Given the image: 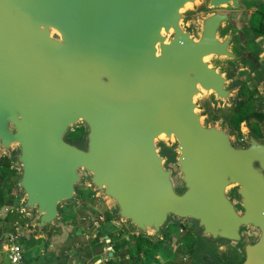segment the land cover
Masks as SVG:
<instances>
[{
    "label": "water",
    "instance_id": "obj_1",
    "mask_svg": "<svg viewBox=\"0 0 264 264\" xmlns=\"http://www.w3.org/2000/svg\"><path fill=\"white\" fill-rule=\"evenodd\" d=\"M256 6L0 0V152L32 237L47 241L86 184L154 244L171 224L190 227L191 264H264V137L242 124L236 141L200 103L235 107L243 68L264 112Z\"/></svg>",
    "mask_w": 264,
    "mask_h": 264
},
{
    "label": "rangeland",
    "instance_id": "obj_2",
    "mask_svg": "<svg viewBox=\"0 0 264 264\" xmlns=\"http://www.w3.org/2000/svg\"><path fill=\"white\" fill-rule=\"evenodd\" d=\"M257 2V6L254 9V12L251 14L250 19H249V25L251 26V22L255 21L256 18H258V9L263 8L264 10V3L262 0H256ZM262 4V6H260ZM253 15V16H252ZM260 37L263 39L262 43H263V47H262V54L264 56V34L260 35ZM235 76H236V80L243 86L244 85V92L245 95H250L251 97H248L245 100V104L241 109V114H243L244 116H249L247 117V120L243 121L240 123V125L238 127L235 128H231L229 126V128L233 129L235 132V138L236 141H240L243 137V131H242V124H247L248 121H254L255 118L251 115L253 111H256L257 109V100H259L262 95L260 93L259 88H257V84L255 82V80L252 79L251 77V72L248 69H243V68H238L235 71ZM240 85V86H241ZM238 98V96H237ZM200 103L204 109V111L206 112V115L208 118L213 119V120H220L221 118H225L226 116H229L232 114V110L233 107L231 106H218L216 108H214L211 103L209 102V100L207 98H202L200 100ZM260 113V112H259ZM264 114V112H262ZM214 115H216V117H214ZM227 120V118H225ZM228 123V121H227ZM247 126V125H246ZM248 127V126H247ZM263 129V127H262ZM263 134L264 135V129H263ZM264 137V136H263ZM4 154L0 152V158L3 156ZM11 159V158H10ZM17 178V175H12L11 177L7 178L6 180H3V187H7V186H12V193L15 194V196L18 198L17 200V204H15V208L17 210H19L21 216V223H20V227L21 230L23 232V236L22 238H24L26 236L27 233V229H32L31 227H27L26 225V221L28 220L29 216L27 214H24L23 211H21V205H22V201L19 199L18 194L15 193L14 191V185H15V180ZM89 186H87L86 184H82L79 185V190L86 192L88 190ZM90 189V188H89ZM108 210L107 205L104 203L102 198H95V197H84L81 198L80 197L73 203L68 204V205H64L63 206V214L60 218L59 223L52 225L53 230L55 232V234H57L56 240H57V244L58 246L55 247V250L53 251H47L46 247L48 245H45L44 243V249L43 252L45 254V256L50 257V258H54V255H60L61 252L66 248V247H71L72 246V242L74 241L75 245L79 244L82 249V253L84 254V250L85 249H89L91 255H82V260H81V264H87L89 261L90 263H92L93 261L96 260V258L99 257H104L106 260V255H105V250L102 249L100 251L99 248H96L95 246H93V243H91L92 237L95 235V227L92 224V221H100V223L104 222V217H105V212ZM7 211L4 210V207L2 209H0V264H10L7 259L5 258V255L1 249V244L4 241V232H6L7 230L10 229V223H6L4 222V216L6 214ZM23 222H24V226H23ZM67 223H71V224H67ZM115 223V222H114ZM69 225V226H67ZM106 229V232H112L116 226L115 225H110L108 223L104 224ZM124 225V224H122ZM171 235L173 240H177L183 237V235L186 233L185 229H180L178 228L179 225H174L171 224ZM126 226V225H125ZM127 227V226H126ZM26 229V230H25ZM128 228H124L126 234L128 235L127 238H130V245H132V242H134V240L136 239V233H133V231L131 230H126ZM186 229H188L190 231V227H186ZM52 230V231H53ZM191 233V232H190ZM69 234H71V240L68 237ZM51 238H49L48 243L50 244V240ZM101 239V238H100ZM102 240V239H101ZM44 242V241H43ZM185 241H183L182 243H180V245L177 246V244L174 245V247H172V249L168 250V263L170 264H191V258H190V253L187 252L186 247L184 246ZM25 250H26V254H25V259L27 261V264H30V259L33 261L38 262L40 260V258H37L38 254H40V250L43 247L37 248V250L35 252H31L30 250V246H25V242L21 243ZM104 245H107L106 243H104ZM84 246V248H83ZM110 245H107V248H109ZM144 247V245H143ZM142 247V248H143ZM180 247V248H179ZM96 248V249H95ZM145 247L143 248L144 251ZM227 251L225 249L220 250L219 251V257L220 256H226L228 258L227 255ZM34 255V256H33ZM69 257L71 259H73L75 257V255L72 253V251L69 252ZM185 258V259H184ZM69 259V258H68ZM86 259V260H85ZM125 262H123V264H129L130 260L126 259L124 260ZM167 258H165L163 255L161 254H157L155 255L153 258L149 257L147 258V262L149 264H167L166 263Z\"/></svg>",
    "mask_w": 264,
    "mask_h": 264
},
{
    "label": "trees",
    "instance_id": "obj_3",
    "mask_svg": "<svg viewBox=\"0 0 264 264\" xmlns=\"http://www.w3.org/2000/svg\"><path fill=\"white\" fill-rule=\"evenodd\" d=\"M262 6V4L260 5ZM258 18L255 19V21L251 22V28L255 35H260L264 33V26H263V18H264V10L263 8L258 9ZM253 16V15H252ZM244 85L240 87L239 90V96L236 106L232 110V114L227 116V120L230 126L232 127H238L240 122L244 119L247 120V117L241 116L239 114L240 107L245 102V97L243 96L245 94L244 92ZM263 116V115H259ZM216 117V115H214ZM83 133V128H75L73 131L69 133V138L71 139H79L81 138V134ZM11 163V159L5 155H3L0 158V209L8 208L4 219V222L6 223H18L20 225L21 223V214L19 210L15 208V204H17L18 198L15 196V194L12 193V186L3 187V180H6L7 178L11 177L12 175H17V171L13 169ZM90 197V191L83 192L81 191V198L84 197ZM110 224L115 225L116 228L112 232H106L105 225L104 224ZM71 224V223H67ZM95 227V235L92 237L91 243H93V246L96 248H99L100 251L102 250L104 243H106L108 246L110 245V250L105 252L106 260L104 261V264H123L125 262L124 260L129 259V264H149L147 262V258L151 257L153 258L157 254L163 255L165 258H167L166 263H168V250L172 249L175 244L180 245L183 241H185L184 246L186 247V250L188 253H192L194 250V237L190 233L186 227L183 225H179L178 228L185 229L186 233L183 235V237L177 240H173L171 235V226L169 225L166 229L165 238L161 240L158 244H154L147 240L146 238L140 236L139 233H136V239L134 242H132V245H130V238H127V234L124 230V228H127L125 225H117L114 223V221L111 218V215L109 211L107 210L105 212L104 222L100 223V221H92V224ZM24 226V222H23ZM25 227V226H24ZM53 227H51L50 230V236L51 232L53 230ZM26 230V229H25ZM128 230V229H126ZM71 238V234L68 236ZM102 240H101V239ZM43 239H35L31 235V229H27L26 236L22 239L21 243L25 242V246H30L33 242H43ZM45 245H48V240L44 241ZM143 245L145 247L143 251ZM143 247V248H142ZM95 248V249H96ZM180 248V247H179ZM112 252V255L109 256V252ZM81 249L79 247H76V251L72 252L74 255L78 253V255L81 253L82 255H91L90 250L87 248L84 250V254L82 253ZM37 258L43 259L46 262L43 264H68V255L64 253V251L61 252L59 255H54V258L46 257L45 254H38ZM222 259H225L226 256H221ZM105 259V258H103ZM190 264V263H188Z\"/></svg>",
    "mask_w": 264,
    "mask_h": 264
},
{
    "label": "built area",
    "instance_id": "obj_4",
    "mask_svg": "<svg viewBox=\"0 0 264 264\" xmlns=\"http://www.w3.org/2000/svg\"><path fill=\"white\" fill-rule=\"evenodd\" d=\"M4 210L7 211L8 208H4ZM22 236L21 227L16 222L12 223L10 229L4 232V241L1 244V249L10 264H27L25 260L26 250L21 244ZM109 250L110 247L105 248V252Z\"/></svg>",
    "mask_w": 264,
    "mask_h": 264
},
{
    "label": "crops",
    "instance_id": "obj_5",
    "mask_svg": "<svg viewBox=\"0 0 264 264\" xmlns=\"http://www.w3.org/2000/svg\"><path fill=\"white\" fill-rule=\"evenodd\" d=\"M67 226H69V225H67ZM51 230V229H50ZM57 234H55V232H54V230L51 232V241H50V244H48V246L46 247V250L47 251H53V250H55V247H57L58 246V244H57V240H56V236ZM49 240V239H48ZM70 240H71V238H70ZM73 244H72V246L71 247H66L63 251H64V253L65 254H67L68 255V260H67V263L68 264H81V260H82V254L80 253L79 255H78V253H76V255H75V257L73 258V259H71L70 257H69V252L70 251H72V252H75L76 251V247H81L79 244H77V245H75V243H74V241L72 242ZM40 247H43L41 250H40V253L41 254H44V252H43V249H44V243L43 242H36V243H32L31 245H30V250H31V252H35L36 250H37V248H40ZM107 247V245H104L103 246V248L102 249H104L105 250V248ZM83 248H84V246H83ZM81 249V248H80ZM81 251H82V249H81ZM34 256V255H33ZM104 257H99V258H96V260L95 261H93L92 263H90L89 261H87L86 259V262H88L87 264H104V261H105V259H103ZM26 260V259H25ZM104 260V261H103ZM32 260L30 259V264H43V263H45L46 261L45 260H43V259H40L38 262H36V261H33V262H31ZM27 262V261H26ZM47 263V262H46ZM51 264V263H50Z\"/></svg>",
    "mask_w": 264,
    "mask_h": 264
},
{
    "label": "flooded vegetation",
    "instance_id": "obj_6",
    "mask_svg": "<svg viewBox=\"0 0 264 264\" xmlns=\"http://www.w3.org/2000/svg\"><path fill=\"white\" fill-rule=\"evenodd\" d=\"M263 20H264V18H263ZM264 26V25H263ZM264 34V33H263ZM263 34H260V35H263ZM260 35H257V36H260ZM242 86V85H241ZM240 86V87H241ZM240 87H239V90H240ZM239 90H238V96H239ZM244 97H245V99H247L248 97H251L250 95H243ZM237 101H238V98H237ZM244 104H245V102H244ZM244 104L240 107V109H239V114L241 115V116H244L243 114H241L240 112H241V109H242V107L244 106ZM234 108V107H233ZM254 118H255V120L254 121H248L247 122V126H248V128L253 132V133H255L257 136H260V137H263L264 135H262L263 134V129H264V114L263 113H259V112H257V111H253L252 112V114H251ZM259 115H263L262 117L261 116H259ZM245 117H249V116H245ZM225 118H227V116L225 117ZM246 119H244L243 121H245ZM228 121V120H227ZM243 121H241V122H243ZM240 122V123H241ZM229 124V123H228ZM240 125V124H239ZM230 126V125H229ZM231 128H235V127H232V126H230ZM262 127H263V129H262ZM88 190L90 191V189L88 188ZM87 190V191H88ZM91 192V191H90ZM220 260L223 262V263H227L228 262V258L226 257L225 259H222L221 258V256H220Z\"/></svg>",
    "mask_w": 264,
    "mask_h": 264
}]
</instances>
